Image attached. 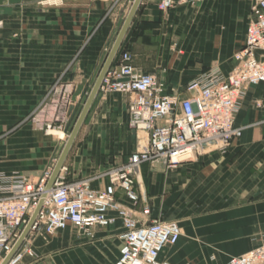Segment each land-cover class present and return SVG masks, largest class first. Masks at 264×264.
I'll return each mask as SVG.
<instances>
[{
  "label": "crops",
  "instance_id": "crops-1",
  "mask_svg": "<svg viewBox=\"0 0 264 264\" xmlns=\"http://www.w3.org/2000/svg\"><path fill=\"white\" fill-rule=\"evenodd\" d=\"M130 1L21 0L0 5L1 173H20L36 182L52 171L64 140L45 133V126L53 123L66 130L99 74ZM160 2L141 1L120 47L130 53L138 71L154 75L165 94L184 98L191 80L211 69L224 75L234 70L252 0H175L165 11L159 9ZM256 55L260 58L264 52ZM129 98L99 90L64 162L68 180L92 178L108 165L127 161L136 146L128 127ZM54 101L62 104L60 119L48 114ZM234 119L243 127L242 135L225 154L205 153L175 169L160 163L141 165L136 217L145 220L141 212L148 206L150 220L175 221L181 228L177 243L160 253L162 260L226 264L258 246L264 233L261 87L245 91ZM106 182L95 179L91 187L101 189ZM116 199L132 206L120 190ZM110 227L118 230V238L120 222ZM67 237L66 231L65 242ZM34 244L41 258L26 264H113L119 256L118 248L115 259H105L96 246L86 244L64 258L48 259L60 244Z\"/></svg>",
  "mask_w": 264,
  "mask_h": 264
},
{
  "label": "built area",
  "instance_id": "built-area-1",
  "mask_svg": "<svg viewBox=\"0 0 264 264\" xmlns=\"http://www.w3.org/2000/svg\"><path fill=\"white\" fill-rule=\"evenodd\" d=\"M174 4L175 0H161L159 9L165 11ZM257 51L264 52V0H252L244 43L234 55V70L224 75L211 69L191 80L184 87V98L165 94L164 84L154 75L138 71L130 53L120 49L100 89L105 94L129 95L128 127L135 133V150L125 163L108 165L92 178L68 180L62 168L48 191L46 184L52 171H46L36 182L20 173L0 172V264L11 253L21 228L44 194L26 238L6 264H21L26 254L35 257L28 243L36 233L57 235L74 229L91 235L94 229H107L117 222L122 231L118 235L119 256L113 264H171L162 260L160 253L177 243L181 228L175 221L150 220L148 206L141 212L145 220L136 217L135 206L141 200L135 190L140 167L160 163L175 169L181 163L197 161L205 153L225 154L242 135L243 127L236 126L234 118L243 94L249 87H261L264 95V55L257 57ZM61 105L59 101L51 103V119L61 118ZM63 127L49 123L45 133L64 132ZM95 179L107 182L101 189H94L91 181ZM118 190L131 207L116 199ZM226 264H264V233L257 247L230 258Z\"/></svg>",
  "mask_w": 264,
  "mask_h": 264
},
{
  "label": "water",
  "instance_id": "water-1",
  "mask_svg": "<svg viewBox=\"0 0 264 264\" xmlns=\"http://www.w3.org/2000/svg\"><path fill=\"white\" fill-rule=\"evenodd\" d=\"M5 1H8L10 4H19L21 2V0H0V5L3 4V2ZM141 1L142 0H134L131 8H130V11L128 13V15L126 16L119 32H118V35L99 71V74L85 100V103L80 111V114L72 128V131L71 133L69 134L68 136V140L67 142L64 144L62 150H61V153L59 155V158L55 164V166L53 167L52 169V172H51V175H50V178L46 184V191L50 190V188L52 187L55 179L57 178L58 174L60 173V171L62 170L63 168V165H64V162L67 158V155L70 151V149L72 148L76 138H77V135L90 111V108L93 104V101L95 99V97L97 96L99 90H100V87H101V84L103 82V79L104 77L106 76L108 70L110 69L118 51L120 50V47H121V44L123 42V39L135 17V14L141 4ZM45 197V194L42 196V199L39 201L38 205L36 206L35 210L33 211L32 215L30 216L26 226L22 227V233L20 235V237L18 238V240L16 241V243L14 244L13 246V249L11 251V253L6 257V259L1 263V264H6L7 261L11 258V256L19 249V247L21 246V244L23 243L24 239L26 238L33 222L35 221L36 219V216L38 214V212L40 211L41 209V206H42V203H43V198Z\"/></svg>",
  "mask_w": 264,
  "mask_h": 264
},
{
  "label": "rangeland",
  "instance_id": "rangeland-1",
  "mask_svg": "<svg viewBox=\"0 0 264 264\" xmlns=\"http://www.w3.org/2000/svg\"><path fill=\"white\" fill-rule=\"evenodd\" d=\"M133 0L130 1V3L127 5V10L130 8ZM87 96L83 99L82 103L78 105L75 112L72 114V116L69 118V122L67 124L66 130L63 132L65 134L64 141L68 138L69 134L72 131V128L80 114V111L85 103ZM56 139V137H55ZM64 141L62 145L59 147V152L61 151ZM68 232V239L65 242V232ZM117 232L114 227L107 228H96L93 231H91V235H86L81 231L74 230V229H68L64 232H60L57 235H45L36 233L34 235V238L31 239L28 243V247L32 249L35 253V257L31 258L28 254L24 255L23 260L21 263L26 264L28 261L32 260H38L41 257L38 256L36 250H35V241L39 240L43 242V244L50 245L52 243H59L60 247L58 251L49 252L46 256H48V259H54L57 256L64 258L63 255L68 256L69 253L73 250H77L81 245H93L96 246L100 250V254L103 258L112 260V257L115 259L117 255L118 250V238H117ZM65 242V244H64ZM60 250V251H59ZM37 253V254H36ZM40 254V253H39ZM37 255V257H36Z\"/></svg>",
  "mask_w": 264,
  "mask_h": 264
},
{
  "label": "bare ground",
  "instance_id": "bare-ground-1",
  "mask_svg": "<svg viewBox=\"0 0 264 264\" xmlns=\"http://www.w3.org/2000/svg\"><path fill=\"white\" fill-rule=\"evenodd\" d=\"M134 2V1H133ZM133 4V3H132ZM132 6V5H131ZM131 8V7H130ZM130 11V9H129ZM128 11V13H129ZM128 15V14H127ZM49 135H53L55 137H57L58 139L64 140L65 139V134H63V132L61 131H56V130H50L48 132ZM68 138L65 140V143L67 142ZM59 158V157H58ZM58 160V159H57Z\"/></svg>",
  "mask_w": 264,
  "mask_h": 264
}]
</instances>
